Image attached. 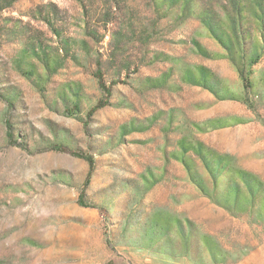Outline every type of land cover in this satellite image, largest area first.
Here are the masks:
<instances>
[{
  "label": "rangeland",
  "instance_id": "rangeland-1",
  "mask_svg": "<svg viewBox=\"0 0 264 264\" xmlns=\"http://www.w3.org/2000/svg\"><path fill=\"white\" fill-rule=\"evenodd\" d=\"M110 260L264 264V0H0V264Z\"/></svg>",
  "mask_w": 264,
  "mask_h": 264
},
{
  "label": "trees",
  "instance_id": "trees-1",
  "mask_svg": "<svg viewBox=\"0 0 264 264\" xmlns=\"http://www.w3.org/2000/svg\"><path fill=\"white\" fill-rule=\"evenodd\" d=\"M99 81H100V85H101V87L107 92V93H110V87H108V85L106 84V82L104 81V79H103V77H102V75H101V73H99ZM105 105H97L95 108H94V110H97V109H100V108H102V107H104ZM73 154H75L76 156H78V157H81V158H84L85 160H87L88 161V163H89V166H90V174L92 173V171L94 170V167H95V160H94V158L92 157V156H89V155H83V154H81V153H78V152H73ZM80 202V204H84V203H82L83 201L82 200H80L79 201ZM106 264H113V261L112 260H110V261H108Z\"/></svg>",
  "mask_w": 264,
  "mask_h": 264
}]
</instances>
